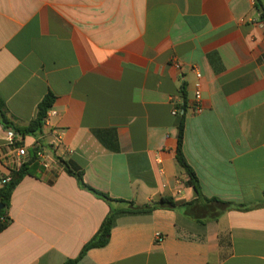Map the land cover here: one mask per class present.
<instances>
[{"label": "crops", "instance_id": "crops-1", "mask_svg": "<svg viewBox=\"0 0 264 264\" xmlns=\"http://www.w3.org/2000/svg\"><path fill=\"white\" fill-rule=\"evenodd\" d=\"M261 2L263 11L254 0H0L8 117L28 125L52 93L58 115L38 137L21 135L31 155L36 141L48 148L54 130L62 135L53 168L31 165L13 192L0 264H64L99 231L109 205L63 163L114 199L194 201L176 158L173 98L188 107L183 152L203 194L251 209L207 225L165 209L123 216L109 244L79 264H264ZM194 70L202 74L200 114ZM8 132L0 121V177Z\"/></svg>", "mask_w": 264, "mask_h": 264}, {"label": "trees", "instance_id": "trees-1", "mask_svg": "<svg viewBox=\"0 0 264 264\" xmlns=\"http://www.w3.org/2000/svg\"><path fill=\"white\" fill-rule=\"evenodd\" d=\"M254 1L255 6L258 9L263 8L261 0ZM262 18L264 20V12ZM55 100L56 97L52 93H49L39 104L36 118L28 125L21 127L9 119L6 103L0 96V121L3 127L7 130H12L24 136L38 137L43 131L48 110L54 106ZM186 111L187 105L185 103L181 107V112L178 116V147L176 158L179 165L185 170L189 177V185L195 190L197 198L194 201L177 202L172 197H163L149 204L137 205L134 201L114 199L86 184L83 170L67 163H63L66 173L74 177L82 189L91 192L97 198L105 201L110 208L109 214L101 224L99 231L84 246L80 255L75 259H68L64 264H79L90 250L106 247L110 242L113 228L116 226L117 221L123 216L146 215L151 214L156 210L165 209L179 212L198 224L207 225L208 223L217 221L218 218L227 211H247L251 209V207L222 201L218 198H208L203 194L196 172L188 163L183 152ZM32 155L30 162L25 164L19 171L14 172L11 181L0 190V205L3 206V209L0 211V234L5 231L12 222L9 210L11 207V197L13 192L24 177L30 174V166L36 163L35 153L33 152ZM262 206L263 204H258L255 208Z\"/></svg>", "mask_w": 264, "mask_h": 264}, {"label": "built area", "instance_id": "built-area-1", "mask_svg": "<svg viewBox=\"0 0 264 264\" xmlns=\"http://www.w3.org/2000/svg\"><path fill=\"white\" fill-rule=\"evenodd\" d=\"M264 64V54L261 57ZM178 69H181L179 63H175ZM196 75L195 90H194V108L197 114L203 112V85H202V74L201 72L194 70ZM173 104V116L178 117L181 112V107L183 104H180L176 101V98L172 99ZM188 108V107H187ZM58 113L54 109H49L45 124L47 125L50 118L56 117ZM53 140L50 147H43L39 141H36L33 145V152L35 153L36 160L44 170H51L53 168V150L59 149L62 146V135L59 130L53 131ZM24 137L20 133H16L12 130L8 132V139L10 141V151L3 156V164L6 170V173L0 177V190L8 184L14 172L19 171L25 164L29 163L32 156L29 152V148L24 145ZM157 241H163L164 237L162 234H157Z\"/></svg>", "mask_w": 264, "mask_h": 264}, {"label": "water", "instance_id": "water-1", "mask_svg": "<svg viewBox=\"0 0 264 264\" xmlns=\"http://www.w3.org/2000/svg\"><path fill=\"white\" fill-rule=\"evenodd\" d=\"M261 11H263V9H261ZM3 209V206L2 205H0V211Z\"/></svg>", "mask_w": 264, "mask_h": 264}]
</instances>
